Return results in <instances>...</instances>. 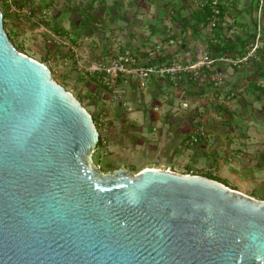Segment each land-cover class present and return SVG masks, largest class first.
<instances>
[{"label":"water","instance_id":"obj_1","mask_svg":"<svg viewBox=\"0 0 264 264\" xmlns=\"http://www.w3.org/2000/svg\"><path fill=\"white\" fill-rule=\"evenodd\" d=\"M97 141L0 8V264H264V198L198 173L102 170Z\"/></svg>","mask_w":264,"mask_h":264},{"label":"crops","instance_id":"obj_2","mask_svg":"<svg viewBox=\"0 0 264 264\" xmlns=\"http://www.w3.org/2000/svg\"><path fill=\"white\" fill-rule=\"evenodd\" d=\"M145 1H147L148 6L151 5L150 8L147 6L146 12L138 9V0H87L83 1V6L68 7L74 13L81 15V18L73 20L74 28H72L73 32L69 33L70 40L75 42L81 35H89L90 39L85 45L89 51H92L91 59L96 56L103 58L107 53L122 45H130L139 54L145 55V47L156 41L165 43L169 37L173 39V42L157 58L158 61H167L171 57L182 61H192L198 58L204 50L214 51L211 43L219 39L216 30H212V35L205 36V39L201 30L204 27L209 29L207 24L200 27L196 32H192L186 24L192 20L191 10L200 4L199 0H194L196 3L191 9L188 7L189 0L187 2L186 0ZM223 1L226 6L225 13L233 18V22L226 25L228 29L234 31V35L229 36L230 38L236 35H246L256 28L257 17L250 16L255 7L252 0L245 2L242 0ZM95 2L97 3L96 6ZM233 4H236L237 7H234ZM64 8L66 7L64 6ZM56 18L58 19L57 16ZM56 18L53 20V24L58 23ZM170 22L177 26L174 31L171 29ZM262 23L264 35V18ZM60 26L64 27L58 23L57 27ZM70 26L72 27V25ZM138 29L145 31L138 35ZM101 31L103 32L101 33ZM185 33L190 34V37L187 34L184 37ZM252 40L253 38L246 44L242 53H238L234 49L228 55L243 54ZM216 75L221 77V82L217 86L213 84ZM263 78L264 44L257 49L255 56L239 64L232 65L225 61H215L209 67H203L196 80L186 79L178 83L169 80H152L149 86L153 88V92H158L160 88L167 85L163 104L156 103L157 111L164 104L169 106L165 111H161V114L169 127L174 126L181 130L180 132H173L176 136L183 133L182 135H186V139L188 133L197 123L204 124L207 135L199 142L200 148L194 150V155L199 152L206 153L208 150H214V147L221 148L224 152L223 156L216 154L212 157V160L207 163L209 167L206 168L207 171L205 172L215 175L213 168L217 166L218 171L224 172L225 169H228L232 173L239 174L237 169L251 167L253 165L251 160H253L254 165L262 168L264 173ZM119 89H124L126 92L129 90L130 92L127 93L131 96L125 98V101L121 103L112 100L117 113L121 112L120 108L123 109L125 103L137 100L134 85L127 88L123 82H120ZM232 90L235 91V94L230 95ZM96 91L94 90V93ZM99 92L100 90L97 93L99 94ZM102 92L103 90L100 95ZM174 97H178L181 101V109L179 110L174 108ZM183 101H186L188 105L183 106ZM221 123L226 126L223 128L226 132L223 136L220 135L216 139H212V144L208 149L210 131L212 133V129ZM185 128L186 130H184ZM196 143L191 144V146ZM173 148L174 150H181L183 145L179 143ZM115 162H118L116 158H114L113 163ZM245 174L249 173L246 172ZM232 186L240 189L238 186ZM260 186L264 189V178L260 182Z\"/></svg>","mask_w":264,"mask_h":264},{"label":"rangeland","instance_id":"obj_3","mask_svg":"<svg viewBox=\"0 0 264 264\" xmlns=\"http://www.w3.org/2000/svg\"><path fill=\"white\" fill-rule=\"evenodd\" d=\"M83 1L87 0H0V8L6 15L4 28L8 32L13 44L20 51L40 61L42 60L51 69L52 77L78 96L81 103L95 119L94 122L99 127L100 132H102L105 142L95 147L92 154L93 162L102 170H111L122 166L130 169L131 173L145 166L169 168L170 170L173 169L182 173L189 169L191 170L189 173H205L207 171L206 168L209 167L207 163L212 160V157L216 154L223 156L224 152L221 148L214 147L215 151L211 149L206 153L199 152L194 155V150L200 148L201 144L199 142L201 140L191 146L185 140L186 135H182L183 133H181L180 136H176L173 133L174 131L180 132L181 130L174 126L172 128L169 127V124L164 121L161 114V111H165L169 106L164 104L162 107H159L160 110L158 111L153 109L156 103H159V105L163 104L167 85L160 88L158 92H153V88L150 86L145 87L142 92L139 90L140 94L138 96L136 94L137 100L128 103L130 109L125 105L123 109L120 108L121 112L117 113L116 107L112 104L109 96L100 95V92L104 90L100 82L95 77L85 73L84 65L88 61L77 62L73 58L74 55L67 44L59 40L53 41L51 34L53 33V29H50V27H53V20L57 16L58 19L56 18V21L64 27L69 28L63 27L64 31L62 33L69 35L70 32H73V20L81 18V15L74 13L70 8L74 5L83 6ZM242 1L245 2L246 0ZM188 2L190 9L195 6L196 1L189 0ZM19 3H22L24 6L32 5L37 7L38 10L46 8L47 16L45 17L44 24L40 25L38 22L29 21V18L25 14L19 15L17 10L21 11L20 8L22 7ZM96 5L97 3L95 2ZM138 5V9L143 12H146V8H150L151 6H148L145 0H138ZM233 6L237 7L236 4H233ZM252 15L257 17L255 7L250 16ZM260 17L261 20L264 18V12ZM172 24L173 22H170L171 29L174 31L177 26L175 24L173 26ZM220 25L223 29L221 33L228 37L234 35V31L228 29L222 22ZM212 30L218 31L219 28L212 29L209 27L208 29L204 27L201 30L202 36L204 38L205 36L209 37V35H212ZM143 31L145 30L138 29L137 34L140 35ZM189 35L187 34V36ZM120 38L122 37L120 36ZM94 90H97L96 93H94ZM173 100L174 108L177 110L181 109L180 99L174 97ZM225 127L221 123L212 129V133L210 131L211 136L207 144L208 149L212 144V139H216L220 135L223 136L224 132H226L223 129ZM179 143L183 145V148L181 150H174L173 147H176ZM114 158L118 160L119 165L116 166L118 162H115L116 164L113 163ZM251 161L253 164L251 167H240L237 169L239 174L232 173L228 169H225L224 172L218 171L217 166H214L213 171L215 175H218L225 182L231 184V186H238L239 190L253 194L255 197H264V189L260 186V182L264 178L263 170L254 165L253 160ZM246 172L249 174H245Z\"/></svg>","mask_w":264,"mask_h":264},{"label":"built area","instance_id":"obj_4","mask_svg":"<svg viewBox=\"0 0 264 264\" xmlns=\"http://www.w3.org/2000/svg\"><path fill=\"white\" fill-rule=\"evenodd\" d=\"M219 1L220 0L210 1L211 16L207 25L212 29L216 27L220 20L223 25H228L233 22V18L226 13L224 15L220 14V8L218 6ZM21 6V11L19 9L17 10L19 15L25 14V16L29 18V21L38 22L40 25L44 24L46 20L45 17L47 16L46 8L38 10L37 7L32 5ZM255 9L257 10L256 32L253 40L243 54L237 56H231L226 53L212 55L208 49L204 50L198 58L192 61H182L181 59L174 57H171V59L167 61L157 60L167 46L173 42V39L170 37L165 43L162 41H156L145 47V55L139 54L130 45H122L113 49L110 53H107L103 58L96 56L91 59L90 51L85 45L90 39L89 35H81L75 42H73L70 40V35L56 32L51 27L50 29H53V33H51L53 41L59 40L62 43L67 44L68 48L71 49L72 54L74 55L73 58H75L77 62L88 61V63L84 65V71L87 75L95 77L100 82L102 89H104L101 95H107L111 100L121 103L125 101V98H129L131 95L127 93L130 92L129 90L126 92L124 89H119L120 82H123L127 88H131V86L134 85L136 87L135 95L137 94L138 96L145 87L150 85L152 80H169L173 83H178L186 79L196 80L200 76L203 67H209L215 61H225L229 64L236 65L255 56L257 54V49L264 44V35L262 32L263 23L260 17L264 12V0H256ZM220 82L221 77L219 75L214 76L213 84L217 86ZM262 83H264V78ZM233 94H235V91H230V95ZM128 103H125L124 106L127 105V108L130 109ZM182 105L187 106L188 104L186 101H183ZM153 109L157 110L158 106L154 105ZM97 129L98 135L100 136V143L105 142L99 127H97ZM206 135L207 130L204 124L197 123L188 133L185 140L187 143L193 144L200 141Z\"/></svg>","mask_w":264,"mask_h":264},{"label":"trees","instance_id":"obj_5","mask_svg":"<svg viewBox=\"0 0 264 264\" xmlns=\"http://www.w3.org/2000/svg\"><path fill=\"white\" fill-rule=\"evenodd\" d=\"M210 1L211 0H199L200 4L196 8L191 10L192 20L186 22V24L188 27H190L192 32H196L200 27H202L208 23L209 18L211 16ZM252 2L255 5L256 0H252ZM224 3L225 2L223 0H220L218 3L221 15H224L225 11H226V6ZM19 4H20V6L22 5V3H19ZM2 13H3V23L5 24V16L6 15H5L4 11H2ZM174 16H176V15H174ZM84 20H85V18H84ZM220 24H221V22L219 21L216 25V27L219 28L218 31L216 30V33L218 34L219 39H218V41L211 43L213 48H214V51H210L212 55L225 54L226 52H229L227 54H230L234 49L238 53H242L245 50L244 48H245L246 44L254 37L255 32H256V30L254 28L253 30L248 32L246 35H236L233 38H230V37H227L225 34L221 33L223 31V29H222ZM52 26L56 32L62 33L64 31V29L61 26L57 27V24H53ZM216 27H214V28H216ZM65 33H66V31H65ZM93 120H95V119L93 118ZM100 142H101L100 136L98 135V141H97L96 147L100 144ZM187 172H191L190 169L183 171V173H187ZM201 174L209 176V177L217 179V180H220V181L224 182L225 184L229 185L227 182H225V180H223L222 178H220L214 174H211L210 172H205V173H201ZM229 186L233 187L231 185H229ZM233 188H235V187H233ZM251 195H253V194H251ZM262 198H264V197H262Z\"/></svg>","mask_w":264,"mask_h":264}]
</instances>
